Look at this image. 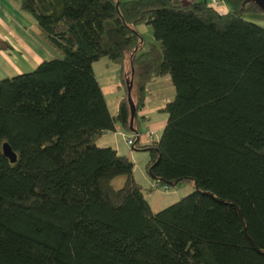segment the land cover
Masks as SVG:
<instances>
[{"label":"trees","instance_id":"16d2710c","mask_svg":"<svg viewBox=\"0 0 264 264\" xmlns=\"http://www.w3.org/2000/svg\"><path fill=\"white\" fill-rule=\"evenodd\" d=\"M11 1L65 60L0 79V264H264V29L240 16L260 6ZM99 60L117 68L114 118L91 68ZM163 78L174 90L165 125L139 146L145 87ZM114 124L146 154L151 183L192 192L152 212L153 189L130 159L97 146Z\"/></svg>","mask_w":264,"mask_h":264},{"label":"crops","instance_id":"0c3cea01","mask_svg":"<svg viewBox=\"0 0 264 264\" xmlns=\"http://www.w3.org/2000/svg\"><path fill=\"white\" fill-rule=\"evenodd\" d=\"M224 8H221L220 12L219 9L215 11L224 14L227 12V7ZM44 38L35 29L31 18L19 12L13 1L0 0V70L4 73V77L27 73L39 63L52 60L50 56L45 55L43 46L39 45V43H45ZM91 68L105 100L108 113L114 118L117 115L118 104L123 95L117 80V68L104 60L93 63ZM173 97L174 90L167 78L154 80L145 87L143 107L136 114L139 119L137 122L139 134L136 139L139 146L150 144L145 137V132L155 133V140H158L159 133H161L166 122V118H163L165 114L161 110L165 104L172 101ZM161 102L162 104H160ZM142 128L143 130H141ZM120 134L124 133L119 130L118 125L114 124V130L104 133L99 140L111 136V140L102 146L115 150L118 155L128 157L133 165V175L136 180L135 169L137 167L135 163L138 161L136 157L140 156L138 154L141 152H135L126 147ZM157 134L159 135L156 137ZM145 161L146 157L143 159V163ZM143 176H141L142 181L150 188V181H147L146 174L143 173ZM149 208L152 212H157L153 210L155 207L152 208L149 205Z\"/></svg>","mask_w":264,"mask_h":264},{"label":"rangeland","instance_id":"374dc122","mask_svg":"<svg viewBox=\"0 0 264 264\" xmlns=\"http://www.w3.org/2000/svg\"><path fill=\"white\" fill-rule=\"evenodd\" d=\"M203 1H205L207 4V0H203ZM218 8H219V12H220L221 8L220 7H218ZM222 9H225V8H222ZM216 12H218V11H216ZM240 16H241L242 20L247 21L249 23H253V24L257 25L258 27L264 29V14L263 13L249 11V12H242ZM138 30L141 33L145 43H148V42L154 43V41L152 40L151 31H150L149 27L139 26ZM44 41H45L44 44L39 43V45L43 46L45 55L50 56L52 59L65 60V56L62 53H60L50 42H48L46 39ZM104 61H106V60H104ZM107 63H109V62H107ZM1 78H4V73L0 70V79ZM160 104H162V102ZM163 118H166V116L163 115ZM141 130H143V128ZM140 132H142V131H140ZM159 134H157L156 137ZM154 135H155V133L152 132V135H151L152 139L154 138ZM118 137H120V136H118ZM145 137H146V135H145ZM118 139H120V138H118ZM152 139L148 141L150 144L154 143V140H152ZM110 140H111V136H107L103 140H99L97 143V146L99 145V146H101V148H104L102 145L105 142H109ZM151 141H153V142H151ZM150 144H148V145H150ZM148 145H146V146H148ZM105 147H107V146H105ZM138 155H140V156L136 157V159H138V161L135 163V166L137 167L135 169V176H136L135 181L143 188V190H146V189H148V187H147L146 183H144L142 181L141 176H143V173H144V165H145L144 163H146L147 157H146V154H144V153H139ZM145 157H146V161L143 163V159ZM139 160H140V162H139ZM122 181H123L122 178L115 179L113 181V187L116 189L120 188V186L122 185ZM147 181L149 182L150 180L148 179ZM150 185H151V181H150ZM150 188L153 189V191L150 194L149 193L145 194L144 199L146 200L148 205L152 206V208L155 207V209L153 208V210H156V211L162 210V209L174 204L175 202H177L178 200H180L181 198H183L184 196H186L192 192V188L188 187V185H186V184H179V185H176L174 187H170L167 191H163V190H161V188H157L155 190L154 188H152V186H150Z\"/></svg>","mask_w":264,"mask_h":264},{"label":"water","instance_id":"95a60500","mask_svg":"<svg viewBox=\"0 0 264 264\" xmlns=\"http://www.w3.org/2000/svg\"><path fill=\"white\" fill-rule=\"evenodd\" d=\"M252 1H254L264 11V0H252ZM126 90H127L126 101H127L128 109H129L128 131L130 133H133L134 130L132 128V121H133V118L135 115V110H134L133 104H132L131 99H130V86H127ZM1 151H2V155L8 160L9 163L12 164L15 162V156L13 155V153H11V151L9 150V148L6 145H2Z\"/></svg>","mask_w":264,"mask_h":264},{"label":"built area","instance_id":"2783aa9c","mask_svg":"<svg viewBox=\"0 0 264 264\" xmlns=\"http://www.w3.org/2000/svg\"><path fill=\"white\" fill-rule=\"evenodd\" d=\"M207 4L209 7L213 8L214 10L219 9L218 7L224 8L226 6L223 0H207ZM145 135H146L148 141L152 139L151 138L152 133L146 132ZM120 136H121L125 146L130 148L132 146L133 137L126 136L124 134H120ZM152 140L155 141V135H154V138ZM151 142H153V141H151ZM150 186H152V188H154V189L158 188V185L156 184V182L151 183ZM161 190L167 191L168 188L166 186H163V187H161Z\"/></svg>","mask_w":264,"mask_h":264},{"label":"clouds","instance_id":"9594fccd","mask_svg":"<svg viewBox=\"0 0 264 264\" xmlns=\"http://www.w3.org/2000/svg\"><path fill=\"white\" fill-rule=\"evenodd\" d=\"M155 142V141H154ZM157 142V141H156ZM168 188V187H167ZM169 189V188H168Z\"/></svg>","mask_w":264,"mask_h":264}]
</instances>
